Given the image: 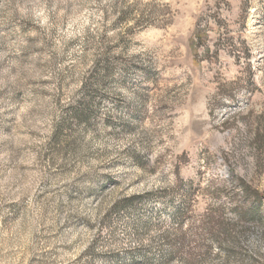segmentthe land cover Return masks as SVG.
<instances>
[{"label":"rangeland","instance_id":"obj_1","mask_svg":"<svg viewBox=\"0 0 264 264\" xmlns=\"http://www.w3.org/2000/svg\"><path fill=\"white\" fill-rule=\"evenodd\" d=\"M254 205L264 0H0V264H264Z\"/></svg>","mask_w":264,"mask_h":264},{"label":"trees","instance_id":"obj_2","mask_svg":"<svg viewBox=\"0 0 264 264\" xmlns=\"http://www.w3.org/2000/svg\"><path fill=\"white\" fill-rule=\"evenodd\" d=\"M244 193L248 198L253 197L255 198L256 201H258V203H261L262 200V196L257 192L252 190L249 187H244ZM259 206H253V211L242 214L241 215V219H244L245 221H247L248 223L254 224L255 226H261L263 224L264 221V215L260 213V209ZM228 227V226H227ZM226 226L221 227V234H227L228 236H230L231 240L233 243H237L239 246H241L240 244V239L238 238L237 235H232L231 232H228V230ZM179 229V228H178ZM209 230V229H207ZM178 231V230H177ZM210 233H212L213 235L215 234L214 231L212 229H210ZM213 231V232H212ZM221 234H215L216 237H218ZM165 235H170L165 234ZM168 242V256L172 259H177L178 257H180L181 255L187 253V248H188V242H187V234L186 233H182V234H178L176 237L173 236H165ZM210 251V249H209ZM189 256V255H188ZM183 258V257H182ZM192 260L188 259V258H183V264H191ZM193 264V263H192Z\"/></svg>","mask_w":264,"mask_h":264}]
</instances>
